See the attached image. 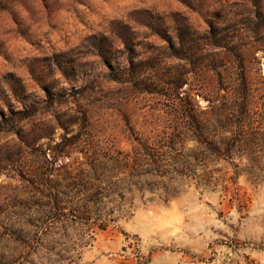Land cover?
Instances as JSON below:
<instances>
[{"label":"rangeland","instance_id":"1","mask_svg":"<svg viewBox=\"0 0 264 264\" xmlns=\"http://www.w3.org/2000/svg\"><path fill=\"white\" fill-rule=\"evenodd\" d=\"M244 92L264 142V0H0V264H264V147L218 158L184 114Z\"/></svg>","mask_w":264,"mask_h":264},{"label":"trees","instance_id":"2","mask_svg":"<svg viewBox=\"0 0 264 264\" xmlns=\"http://www.w3.org/2000/svg\"><path fill=\"white\" fill-rule=\"evenodd\" d=\"M241 81L245 91L246 83L243 73ZM243 96V100L239 104L240 110L231 109L226 114H216L215 120L212 124L207 121H195V118L192 117V114L187 110H184L185 119H188L190 123H193V125L190 126V130L195 137L198 136L201 139V141H199L200 143L208 142L206 141V137L208 139V136H212L209 143H207V149L210 154H214L216 157L223 159H232L234 155H238L239 157H247L251 162L260 163L262 149L264 147V142L262 141L263 133L254 126L253 122H247L249 115L245 92ZM209 125L213 127L214 134L210 133ZM138 143L140 142L138 141ZM168 146L172 148L174 145L171 144ZM143 150L145 151V158L142 157L139 152H136L134 156L125 155L122 158V161L119 159L115 160V163L117 165L124 163L126 167H131L134 171H137L144 164L152 166L157 171L165 167L163 163L164 159L162 158V154L160 156L159 151L152 147L144 148ZM202 158L203 160H206L208 159V156L204 155ZM130 161H132V164H129ZM92 166L98 169L101 167L104 170L109 167L106 159L103 163ZM115 177L116 176L114 175L107 174L100 175L102 182H106V185L109 187L107 193H93L92 191L95 185L90 183L91 187L88 189V191L90 190L89 200L91 201L94 197H98V195L111 197L118 192L116 189L117 182L113 181ZM100 221L99 226L102 229H105L108 226L109 221Z\"/></svg>","mask_w":264,"mask_h":264}]
</instances>
